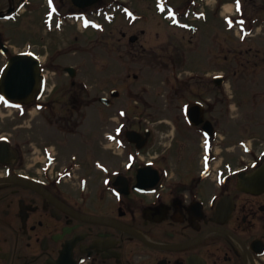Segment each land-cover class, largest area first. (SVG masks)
<instances>
[{
  "label": "flooded vegetation",
  "instance_id": "flooded-vegetation-1",
  "mask_svg": "<svg viewBox=\"0 0 264 264\" xmlns=\"http://www.w3.org/2000/svg\"><path fill=\"white\" fill-rule=\"evenodd\" d=\"M34 6L48 8L43 22L52 12L61 22L97 25V12H107L109 23L115 6H167L174 13L175 6H233L224 22L250 30L264 24V0H239V10L237 0H0V73L13 54L10 31ZM240 6L261 13L247 18ZM141 47L139 72L129 68L120 83L125 96L139 97L133 103L117 101L118 74L96 59V82L109 86L96 97L91 146L86 153L72 147L60 158L61 173L52 165L51 173L38 174L36 162L27 161L33 151L0 133V264H264V148L218 149L224 142L206 97L218 79L179 67L175 45L169 52ZM139 78L140 94L127 82ZM195 83L206 86L202 95ZM153 90L165 95L162 107L146 97ZM35 103L51 106L45 96ZM195 103L203 115L190 121L187 108ZM150 109L170 113L158 118Z\"/></svg>",
  "mask_w": 264,
  "mask_h": 264
},
{
  "label": "rangeland",
  "instance_id": "rangeland-1",
  "mask_svg": "<svg viewBox=\"0 0 264 264\" xmlns=\"http://www.w3.org/2000/svg\"><path fill=\"white\" fill-rule=\"evenodd\" d=\"M40 7L34 6V13L28 17L24 13L20 17V22L15 24L16 28L19 24V28L10 31V38L14 52L31 47L42 55L49 72L46 102L50 101L51 106H43L40 110L34 104L28 109L8 103L3 107L0 105V133L16 138L27 150L33 151L29 154L33 159L27 161L36 162L37 169L54 165L61 173L64 164L60 160L62 156L71 152L72 147L86 153L91 146L99 114L96 97L109 86L96 82V59L99 67L105 64L106 68L112 69L111 74H118L114 76L118 78V83H114L120 91L118 102L126 98L133 103L139 98L125 96L126 86L120 83L122 78L125 80L129 68L139 72L142 55L146 51L141 47L142 43L146 47L151 46L149 51L155 49L160 52L173 51L172 46L175 45V53L185 57L177 64L179 67L194 69L201 76L206 74V77L222 75L224 84L217 87L212 82L206 94L208 114L219 125L217 131L221 133L217 139L221 137L224 142L221 146L217 145L218 149L227 147L230 154L236 149L248 151L251 146L264 148V24L261 21L250 30L242 22L226 23L222 20L227 17L224 15L227 8L231 13L235 11L233 6L218 10L216 6H202L199 10L195 8L196 11H188L185 6H170L175 8V18L187 24L179 26L166 18L169 8L165 6H115L109 23L105 17L108 13L99 11L93 17L99 25L90 24L89 28L69 18L64 22L58 17L53 18L50 23L48 17L43 22L42 13L48 8ZM258 7L240 6L251 19L261 13ZM124 8H128V12ZM200 12L202 16H199ZM244 13L243 18L246 16ZM260 16L263 18L264 15ZM192 25L196 27L194 31L190 27ZM247 32L253 35H246ZM130 35H137L138 40L130 43ZM161 44L165 49L159 48ZM66 66L74 67V77L65 72ZM103 71L107 73V70ZM140 81V78L127 80L138 94L141 93ZM204 87L195 83L197 93H204ZM146 97L159 100L157 107L165 104V95L155 97L154 90ZM195 97L199 96L195 94ZM100 109L107 113L102 107ZM149 112L154 111L150 109ZM168 113L157 110L152 115ZM67 126L76 127L77 134H66L69 130ZM248 142L251 144L248 145ZM55 154L60 157L55 158Z\"/></svg>",
  "mask_w": 264,
  "mask_h": 264
},
{
  "label": "water",
  "instance_id": "water-1",
  "mask_svg": "<svg viewBox=\"0 0 264 264\" xmlns=\"http://www.w3.org/2000/svg\"><path fill=\"white\" fill-rule=\"evenodd\" d=\"M130 39H135V36ZM41 76L39 61L32 54L15 55L9 59L0 77V92L5 100L27 103L33 99L35 91L39 88ZM198 112L200 111L196 110L194 114ZM198 122L199 120L196 121Z\"/></svg>",
  "mask_w": 264,
  "mask_h": 264
},
{
  "label": "snow or ice",
  "instance_id": "snow-or-ice-1",
  "mask_svg": "<svg viewBox=\"0 0 264 264\" xmlns=\"http://www.w3.org/2000/svg\"><path fill=\"white\" fill-rule=\"evenodd\" d=\"M237 10H239V0H237Z\"/></svg>",
  "mask_w": 264,
  "mask_h": 264
},
{
  "label": "bare ground",
  "instance_id": "bare-ground-1",
  "mask_svg": "<svg viewBox=\"0 0 264 264\" xmlns=\"http://www.w3.org/2000/svg\"><path fill=\"white\" fill-rule=\"evenodd\" d=\"M224 8L226 9V7H224ZM225 9H224V10H225ZM227 9L229 10V8H227ZM228 10H225V13H227V12H228ZM225 13H224V14H225Z\"/></svg>",
  "mask_w": 264,
  "mask_h": 264
}]
</instances>
